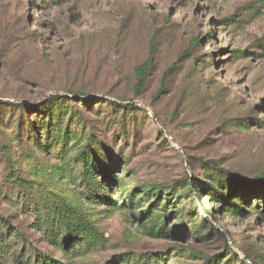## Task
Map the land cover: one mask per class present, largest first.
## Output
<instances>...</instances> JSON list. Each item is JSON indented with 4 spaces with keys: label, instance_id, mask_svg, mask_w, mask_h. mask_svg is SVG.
<instances>
[{
    "label": "rangeland",
    "instance_id": "obj_1",
    "mask_svg": "<svg viewBox=\"0 0 264 264\" xmlns=\"http://www.w3.org/2000/svg\"><path fill=\"white\" fill-rule=\"evenodd\" d=\"M263 173L264 0H0V264H264Z\"/></svg>",
    "mask_w": 264,
    "mask_h": 264
},
{
    "label": "trees",
    "instance_id": "obj_2",
    "mask_svg": "<svg viewBox=\"0 0 264 264\" xmlns=\"http://www.w3.org/2000/svg\"><path fill=\"white\" fill-rule=\"evenodd\" d=\"M198 41V40H197ZM150 68V62L149 61H146L144 62L143 64L139 65L137 68H136V73H137V78H138V82L135 86V91L137 94H141L142 93V90L146 84V79H147V74H148V70ZM54 100L56 101H62V100H65V98L61 95H54ZM82 100H85L86 103H90V99L87 100V99H84V97H81V100L79 101H82ZM112 104L116 105V106H120V107H124L122 106L120 103H117V102H112ZM126 107V106H125ZM137 106L135 105H130V106H127V108H136ZM245 124H243L244 126ZM92 165V164H91ZM92 168L93 166L91 167H87L88 171L92 173ZM251 182H256L257 184H264V173L261 174V175H258V176H255L254 178H252ZM219 201H224V199L222 200H219ZM211 214L214 213V211H212L211 209L208 210Z\"/></svg>",
    "mask_w": 264,
    "mask_h": 264
}]
</instances>
